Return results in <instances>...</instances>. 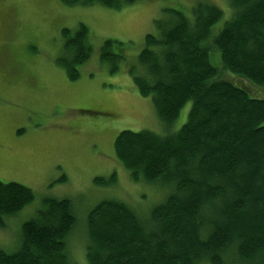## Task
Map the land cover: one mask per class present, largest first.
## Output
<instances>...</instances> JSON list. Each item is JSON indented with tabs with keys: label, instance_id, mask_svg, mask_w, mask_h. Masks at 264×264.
Segmentation results:
<instances>
[{
	"label": "trees",
	"instance_id": "16d2710c",
	"mask_svg": "<svg viewBox=\"0 0 264 264\" xmlns=\"http://www.w3.org/2000/svg\"><path fill=\"white\" fill-rule=\"evenodd\" d=\"M61 1L120 10L140 0ZM229 6L218 31L223 11L202 1L191 17L166 10L157 33L146 36L140 68L130 71L138 92L152 98L168 125L187 102L192 107L176 133L122 131L114 152L133 182L170 193L149 216L116 199L95 206L85 225L87 264H264V96L257 94L264 89V0H229ZM113 44L123 46L106 42L102 60L117 58L109 56ZM91 53L89 30L80 24L66 43L70 80ZM217 55L212 64L210 56ZM114 181L115 175L94 183ZM34 198L23 185L0 182V228ZM44 205L23 225L18 251H0V264H74L72 202L47 199Z\"/></svg>",
	"mask_w": 264,
	"mask_h": 264
},
{
	"label": "rangeland",
	"instance_id": "374dc122",
	"mask_svg": "<svg viewBox=\"0 0 264 264\" xmlns=\"http://www.w3.org/2000/svg\"><path fill=\"white\" fill-rule=\"evenodd\" d=\"M202 1L223 11L215 25L220 30L230 17L229 0H140L120 10L93 3L69 7L61 0H0V182L35 194L32 203L4 219L0 251H18L23 225L45 210V200L68 199L77 217L68 239L70 255L74 264H87L85 225L95 206L116 199L149 216L164 201L166 189L131 180L115 157L114 143L122 131L166 136L187 122L192 101L165 124L152 98L138 92L130 71L140 68L145 38L157 33L156 21L166 10L191 17L192 7ZM80 24L89 30L92 53L78 66L79 77L70 80L66 43ZM108 41L123 44L111 45L114 60H102ZM210 60L218 64L220 55ZM257 94L264 96V89ZM113 175L111 186L94 183Z\"/></svg>",
	"mask_w": 264,
	"mask_h": 264
}]
</instances>
